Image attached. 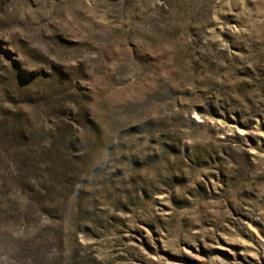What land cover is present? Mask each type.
Listing matches in <instances>:
<instances>
[{
	"label": "rangeland",
	"instance_id": "rangeland-1",
	"mask_svg": "<svg viewBox=\"0 0 264 264\" xmlns=\"http://www.w3.org/2000/svg\"><path fill=\"white\" fill-rule=\"evenodd\" d=\"M0 264H264V0H0Z\"/></svg>",
	"mask_w": 264,
	"mask_h": 264
}]
</instances>
